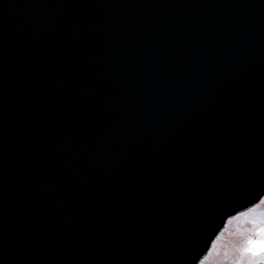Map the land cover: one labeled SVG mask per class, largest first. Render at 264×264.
<instances>
[{"label": "water", "instance_id": "water-1", "mask_svg": "<svg viewBox=\"0 0 264 264\" xmlns=\"http://www.w3.org/2000/svg\"><path fill=\"white\" fill-rule=\"evenodd\" d=\"M264 198V0H0V264H199Z\"/></svg>", "mask_w": 264, "mask_h": 264}, {"label": "rangeland", "instance_id": "rangeland-1", "mask_svg": "<svg viewBox=\"0 0 264 264\" xmlns=\"http://www.w3.org/2000/svg\"><path fill=\"white\" fill-rule=\"evenodd\" d=\"M199 264H264V198L228 221Z\"/></svg>", "mask_w": 264, "mask_h": 264}]
</instances>
